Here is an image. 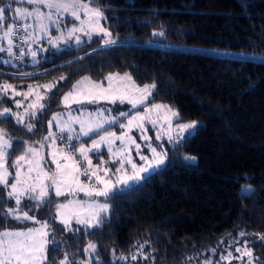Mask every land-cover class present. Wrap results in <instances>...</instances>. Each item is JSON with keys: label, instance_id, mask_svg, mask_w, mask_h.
I'll return each instance as SVG.
<instances>
[{"label": "trees", "instance_id": "1", "mask_svg": "<svg viewBox=\"0 0 264 264\" xmlns=\"http://www.w3.org/2000/svg\"><path fill=\"white\" fill-rule=\"evenodd\" d=\"M93 6L104 8L103 24L118 42L103 46L92 38L40 64H0L9 72L0 77L8 80L65 77L56 80L55 98L45 101L49 106L34 121L33 132L6 116L0 117V128L14 147L25 140L37 143L61 94L83 76L99 81L128 72L140 86L155 82L147 104H169L180 113L176 123L196 120L199 126L168 152L166 167L111 200L105 225L85 233L97 244L98 264H113L111 253L128 256L138 244L146 245L153 264H199L203 254L241 232L253 256L264 260V61L152 45L264 55V0H99ZM160 31L163 36L153 35ZM29 69L41 74L15 75ZM184 156L196 161L188 163ZM0 198L5 207L14 204L2 189ZM52 212L45 204L30 214L55 225ZM26 225L9 219L0 230Z\"/></svg>", "mask_w": 264, "mask_h": 264}, {"label": "snow or ice", "instance_id": "2", "mask_svg": "<svg viewBox=\"0 0 264 264\" xmlns=\"http://www.w3.org/2000/svg\"><path fill=\"white\" fill-rule=\"evenodd\" d=\"M15 2L21 6L14 10L11 3L0 6V42L7 41V47L0 43V53H7L11 59L23 60L29 54L35 59L37 56L35 50L26 51L15 41L19 39L21 44L35 43L49 34L53 26L60 32L59 36H48V42L54 47L60 40L67 43L73 38L76 44L82 43L81 36L76 35L77 33H83L89 40L93 35L101 36L105 46L118 42V38H114L109 28L102 24V21L108 19L104 8L92 6L99 0H15ZM24 4L31 7H24ZM10 11L15 12L11 22L5 15ZM66 16L78 22L67 28V36L61 29ZM29 20L32 23H28ZM153 35L163 36L164 33L154 32ZM14 48H19V52L14 51ZM11 59L5 60L4 63H10ZM60 79L63 80L65 77L62 76ZM103 80L107 81L106 87ZM103 80L97 82L89 76H83L71 85L61 101L68 109V119H63L64 113L53 114L52 119L48 121L47 135L42 141L37 142L39 148L26 140L22 142V146L18 144L14 147L13 138L7 135L4 128H0V189L5 191L7 201H14L13 205L5 207L4 199L0 198V224L11 219L21 223L31 221L39 225L23 228L4 227L0 230V264H48L50 253L59 250L60 242L53 235L55 229L48 220L37 219L30 213L45 204L53 206L55 197H65L64 202L54 204L56 217L64 226V230L72 231L73 221L84 229L100 228L105 225L107 214L112 208L111 200L130 193L135 190L134 186L150 179L153 173L166 167L169 161L168 150H165L162 144L154 146L151 143L152 137L146 134L145 123L151 124L153 128H159L155 140L160 141L166 137L170 144L178 146L187 141L199 126L196 120L174 124V120L179 121L180 113L169 104H146L149 97L154 95L157 87L155 82L140 86L128 72L122 75L109 73ZM55 87L54 81L37 85L36 89L33 85H28L26 92H19L12 84L7 82L0 84V93L4 95L11 90L14 96H23L24 100L31 96L35 97L26 106L23 100H14L16 108L23 107L22 113L4 107L0 109V116H10L28 132H33L34 121L38 122L39 115L49 106L45 101L51 102L55 98V93L52 92ZM40 88L46 89L47 92H40L38 90ZM100 101H107L110 104L127 103L133 110H141L135 111L134 114L118 110V115L105 116L104 113L111 112L110 109L101 108L95 112H87L84 108L85 104H98ZM73 104L78 106L75 110L81 113L80 116L72 115ZM85 112L87 118H84ZM122 117L127 119L126 124L120 122ZM53 122L59 134L52 131ZM74 123L80 125L78 133L73 128ZM117 124L124 130L120 135L108 130ZM105 125H108V128H105ZM133 128L141 132L139 139L145 141L144 147L149 154H144L142 146L137 143V137L131 135ZM93 135L99 138L91 139ZM81 137H89L91 144L86 146V143L81 142L77 146L73 143ZM58 140L64 141L63 147L57 145ZM46 141H51L48 147L52 150L48 156L51 158L50 163L55 165L54 170L49 167V161L41 151ZM116 141L120 142L118 147H114ZM102 146L107 147L108 160L103 158ZM132 146L142 163H137L132 158ZM16 151L20 154L16 155L14 160H10ZM93 156L97 161L95 164ZM183 159L196 161L195 156H184ZM109 162L118 166L110 168ZM80 193L88 199L75 198ZM68 196L74 199H67ZM80 230L77 228L75 231ZM240 235L243 237L246 234L241 232ZM260 239L264 240V235L260 236ZM235 251L241 253L237 259L243 260L244 257H248L246 264L254 262L264 264V260L253 256L252 249L247 243L243 247H237ZM84 252L89 254L86 261L70 260L66 251L58 264H93L92 257L96 256L98 259L97 244L91 240ZM228 256H232V253L229 252ZM119 259L127 257L120 256ZM131 259H137L136 255H132Z\"/></svg>", "mask_w": 264, "mask_h": 264}, {"label": "rangeland", "instance_id": "3", "mask_svg": "<svg viewBox=\"0 0 264 264\" xmlns=\"http://www.w3.org/2000/svg\"><path fill=\"white\" fill-rule=\"evenodd\" d=\"M11 3L12 4V8L13 10L16 7L21 6L19 3L15 2V0H0V6H6L7 4ZM24 7H31L27 4L23 5ZM93 6V5H92ZM93 7H97V6H93ZM44 11H47V9H44ZM5 15L7 17H9V22H11V18L15 15L14 11H10V12H6ZM83 19V16H82ZM28 23H32L31 20L28 21ZM73 23H78L77 21H74L70 16H66L64 17V20L61 24V29L63 30V33L65 36H67V28H71ZM103 24V21H102ZM66 25V27H65ZM104 25V24H103ZM52 36V37H56L60 35V32L56 31L55 27L53 26L50 33L47 35H44L42 39H39L37 42L32 43L29 42L28 44H21L20 47H23L26 51L28 49L31 50H35L37 52V56L35 57V59H33L31 57V55H26L24 57L23 60H16V59H11L7 53H0V64H2L5 67H13L15 66L17 63L19 62V64H24L27 66H31L34 64H40L43 61L49 60L51 58H55L57 56L63 55L68 53L69 51H72L76 48H78L79 46L83 45L84 43L88 42L89 39L87 36H85L83 33H77L76 35H80L81 36V40L82 43L80 44H76L75 39L73 38L72 40L68 41L67 43L64 42V40H60L57 42V46H53L52 44H50L48 42V36ZM92 38H97L98 41L100 42L101 45L105 46L104 44V40L101 38V36L98 35H93ZM91 38V39H92ZM0 43H3V45L5 47H7V41H2ZM153 46H157V47H163V48H169V49H174V50H178V51H184V52H193V53H201V54H207V55H216V56H224V57H230V58H237V59H247V60H254V61H264V55L262 54H258V53H247V52H232V51H226V50H219V49H214V48H207V47H198V46H192V45H161V44H152ZM14 51H16L17 53L19 52V48L15 49ZM11 59L10 63H4L5 60H9ZM6 72L5 70L0 68V76H4ZM41 74L40 72H36L35 69H29L27 71H21V72H17V74H15V72H11L10 74H15L21 77H27V76H34L35 74ZM27 74V75H25ZM108 75V74H107ZM105 75V76H107ZM122 75V74H121ZM104 76V77H105ZM103 77V78H104ZM82 78V77H81ZM81 78L77 79L80 80ZM103 78L97 82H100L103 80ZM43 79L45 78H40V79H34V80H8L5 79L3 77H0V84H3L5 82L12 84L16 87V90L19 92H26L28 90V85H33V88L36 89L37 85H44L47 83H51V82H57L56 80L61 81L60 77H56L54 79H48L47 81H43ZM76 80V81H77ZM76 81L73 83L75 84ZM105 87L107 86V81L103 80ZM72 84V85H73ZM71 88V87H70ZM70 88L66 91L68 92L70 90ZM40 92L45 93L47 92L46 89L40 88L38 89ZM65 92V93H66ZM64 93V94H65ZM64 94H61V96L59 97L58 103H59V108L54 111L53 113H51V115L48 117V119L45 122V126H44V133L39 135V141H42V138L44 136L47 135L48 132V121L52 119L53 114L55 113H64L63 115V119L67 120L68 119V109L65 108V106L62 104V97ZM34 96H31L28 98V100H24L23 96H14V94L12 93L11 90H9L7 95H4L3 93H0V109L4 108V107H9L11 108L14 112H23L24 109L23 107L21 108H16L14 100H23L24 105L26 106L29 102H31L32 100H34ZM150 98V97H149ZM149 100V99H148ZM4 103L3 107L1 106ZM147 104V101H146ZM150 105V104H148ZM77 105H71L72 108V115L73 116H80L81 113L76 111L75 109L77 108ZM84 108L87 110V112H95V110L97 109H110L111 112H105L104 115L105 116H115L118 115V110L119 111H127L130 112L132 114H134L135 111L137 110H141V109H136L133 110L131 108V105L125 103V104H110L107 101H100L98 104H85ZM87 112L84 113V118H87ZM1 117V116H0ZM9 117L11 119V122L17 126L20 124H17L16 120L10 116H6ZM93 119H95V117L93 116ZM27 122V121H26ZM121 123H127V119L126 118H121L120 119ZM173 123L175 124V120L173 121ZM21 126V125H20ZM23 127V126H22ZM145 127L147 129L146 134L149 137H152L151 143H153V145H157V144H162L165 150H168V152L175 148L177 145L176 144H170L167 141V138L164 137L162 138V140L157 141L155 140V136L157 131L159 130V128H153L151 124L145 123ZM73 128L75 129V131L78 133L80 130V125L77 123L73 124ZM105 128H108V125H105ZM25 130L27 131V129L25 128ZM109 131H114L116 132L117 135H120L124 130L120 129L119 124L111 127L108 129ZM53 132H56L57 134H59V130L55 127V122H53V128H52ZM28 132V131H27ZM131 135H133L134 137H137V143H139L142 146V151L144 152V154H149L148 150L146 147H144L145 145V141L142 139H139L141 132L138 129L133 128ZM98 136L93 135L91 137V139H98ZM91 139L89 137H81L80 140H74L73 143H75L77 146L79 145V143L84 142L86 143V146H89L91 144ZM45 143V147L41 150L43 152V154L45 155V158L49 161V167L54 170L55 169V165H52L50 163V157L48 156V153L52 150L48 147V144L51 143V141H46ZM120 144L119 141H116V144L114 145V147H118ZM32 145L34 147L39 148L40 145L39 143H32ZM57 145L59 147H63L64 146V141H57ZM102 153H103V158L105 160L109 159V154L107 151V147L106 146H102ZM19 155V154H18ZM78 155V154H77ZM90 155H92L90 153ZM131 155L132 158L137 162V163H142L139 160V157L136 155V151L134 146H132L131 149ZM14 160V159H13ZM97 161L95 159V156H93V163L95 164ZM188 163H193L191 161H187ZM118 165H113L111 162H109L108 167L110 168H114ZM130 167V166H129ZM14 172V170H12ZM113 179H115V176L112 177ZM81 179H84L83 177H81ZM11 182V181H10ZM137 186V185H136ZM135 187V186H134ZM78 199H82V200H87L88 197L84 196L83 193L78 194V197H75ZM67 199H74V197L72 196H68ZM101 200H103V198H99ZM65 201V197H55L54 201H53V212L51 215V218L53 219L55 225L59 228V230H55L53 232V235L55 236V238L57 239V241L60 242V247L59 250L50 253L49 255V261L48 264H58V261L63 259L64 257V253L67 251L69 254V259H75L78 261H86L89 259V254L84 252V249L87 247L88 242L90 241L88 239V237L85 235V233L90 232L92 229H84L83 226L81 225H76L75 221L72 222V231H67L64 230V226L60 223L59 218L56 217V209L54 207L55 203H60V202H64ZM14 203V201H13ZM110 203H112V201H110ZM48 220V219H46ZM50 225L52 226V228L55 229V225L50 221ZM23 223H26L28 227H39V225L33 224L31 221H24ZM77 228L81 229L79 232L75 231ZM94 229V228H93ZM247 235L246 236H241L240 233L235 234L234 236L228 238V240H225V242L220 243L215 250H212L209 252L208 255H204L202 256L201 260H199V264H206V262H210V264H246L248 257H244L243 260L241 259H237V257H239L241 255V253H237L235 251V249L237 247H243V245L245 243H247V245L249 244V238L247 239ZM142 246V247H141ZM51 247V246H50ZM249 247V245H248ZM217 248H219L217 250ZM231 252L232 256H228V253ZM150 251L147 249L145 244H138L130 253V255L125 256L122 254H118V253H111L110 257H109V261H111L113 264H153L152 262V257L150 255ZM132 255H136L137 259L132 260L131 257ZM120 256H124L127 257V259H119ZM92 261L95 264H98V259L96 256L92 257ZM195 264V262H194ZM255 264V262H254Z\"/></svg>", "mask_w": 264, "mask_h": 264}, {"label": "built area", "instance_id": "4", "mask_svg": "<svg viewBox=\"0 0 264 264\" xmlns=\"http://www.w3.org/2000/svg\"><path fill=\"white\" fill-rule=\"evenodd\" d=\"M15 43H16L17 45H21V42H20L19 39H17V40L15 41ZM15 49H18V48H15ZM16 60H17V59H16Z\"/></svg>", "mask_w": 264, "mask_h": 264}]
</instances>
